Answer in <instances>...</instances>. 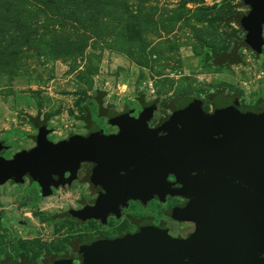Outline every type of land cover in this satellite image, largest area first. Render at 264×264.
<instances>
[{"label":"rangeland","instance_id":"obj_1","mask_svg":"<svg viewBox=\"0 0 264 264\" xmlns=\"http://www.w3.org/2000/svg\"><path fill=\"white\" fill-rule=\"evenodd\" d=\"M247 11L242 0H0V157L36 147V118L56 144L87 136L91 124L116 135L108 112L126 106L135 116L150 100L157 103L150 127L169 118L182 97L201 99L205 111L218 93L244 105L264 101V48L260 55L245 48L238 23ZM237 45L240 63H213ZM87 167L48 197L28 176L0 185V262L47 264L55 254L74 255L97 228L65 214L96 198ZM174 201L131 202L106 232L131 229L146 216L157 222ZM168 224L173 235L193 228Z\"/></svg>","mask_w":264,"mask_h":264},{"label":"water","instance_id":"obj_2","mask_svg":"<svg viewBox=\"0 0 264 264\" xmlns=\"http://www.w3.org/2000/svg\"><path fill=\"white\" fill-rule=\"evenodd\" d=\"M242 2L248 10L239 18L245 46L260 55L264 0ZM156 110V101L150 100L137 117L126 106L110 111L107 120L118 128L116 135H104L91 124L87 136L71 135L56 144L47 140L48 130L41 127L30 152L21 151L9 161L0 157V185L9 180L22 184L28 176L48 197L52 187L75 181L82 163H92L91 186L104 193L92 206L65 214L81 222L99 219L101 224L109 214L120 217L121 207L130 200L145 206L155 197L164 202L166 194L188 199L184 207L170 211L177 221L196 222L187 238H174L165 226L144 220L134 234L79 244L80 264H264V101L244 105L236 95L218 93L212 110L205 111L201 99L182 97L174 100L169 118L150 127ZM3 149L0 141V152ZM170 175L174 182L167 180ZM176 184L180 187L172 188ZM213 191L234 196L247 207L252 234L247 243L213 240ZM49 264L75 263L57 257Z\"/></svg>","mask_w":264,"mask_h":264},{"label":"flooded vegetation","instance_id":"obj_3","mask_svg":"<svg viewBox=\"0 0 264 264\" xmlns=\"http://www.w3.org/2000/svg\"><path fill=\"white\" fill-rule=\"evenodd\" d=\"M138 113H139V111L136 113V115L134 117H137ZM82 164H84V163H82ZM86 164L88 165L87 171H86V179L89 183L91 190L94 191L96 198L93 199L89 204L83 203L82 206H80L79 208L69 209V210H79V209L84 208L85 206H92L94 204L95 200L97 199V197L100 194L104 193V191L99 186L92 188L90 180H89V176H90V173L94 167V164H92V163H86ZM80 169H81V167H80ZM68 176H69V174L66 173L65 177H68ZM167 180L169 182H174L175 178L170 175ZM178 187H180L179 184H176L172 188H178ZM211 197L213 200V202H212L213 205L211 208V211H212L211 222H212V226H213V231H212L213 240L216 242H219V243H232V244H239V243L242 244L244 242L247 243L248 235L249 234L252 235L251 233H248V215L246 214L247 207H244L242 205V202L239 203L238 199L234 196H231V195L225 197L221 194H216L215 191H213V193L211 194ZM172 199H175V201L170 207H168L165 210V213L163 215V217H164L163 219H160L159 221L154 222L151 219V217H149V216L142 217L139 220H137V222L135 224L132 225L131 229H126L123 231L115 230V233H108V232H106V229L108 228L111 221H119L120 220L121 215H122V211L124 209H126L128 206L127 207H121L120 217H116L115 214H109L106 218L105 224H101V221L99 219H89V220H86L85 222H81L78 218L71 217L75 222L79 223L81 226H86L90 222H94V226H96L97 228H96V230L93 229L92 233H90L88 236H85L84 238H82L78 241V243L74 247V255L72 253H70L72 256L69 255L68 253H66L64 255L55 254L52 257L51 261L48 262L47 264L51 263L57 257H68V258H71L75 264H80L81 260H82L81 254L76 252V248L79 244L86 242L88 240H92V239H116V238H120L126 234H134V233L138 232L139 224L144 220H150L151 223L157 227L162 226V225L165 226L167 228L168 234L174 238H183V239L187 238L191 233L195 232L196 222H190L193 225V228L190 232H187L186 234H179L178 233L176 235L171 234L170 226L168 223H171V222L178 223V224L189 223L186 221H184V222L177 221V220L173 219L171 214H170V211L173 208L184 207L186 205V203L188 202V199L182 198L179 196H171L170 194H166L164 202L159 201L157 197H155L152 200L159 202L160 204L166 205ZM242 201H244V200H242ZM131 202L137 203L142 208H145L146 205L150 201L145 206H142L141 202H139V201H132V200L128 201V205ZM69 210H67V211H69ZM262 256H264V254H262ZM13 262H15V261H13ZM18 264H20V263H18Z\"/></svg>","mask_w":264,"mask_h":264},{"label":"trees","instance_id":"obj_4","mask_svg":"<svg viewBox=\"0 0 264 264\" xmlns=\"http://www.w3.org/2000/svg\"><path fill=\"white\" fill-rule=\"evenodd\" d=\"M241 15H243V14H241ZM238 23H239V20H238ZM244 47L246 48L245 43H244ZM241 48L242 47L239 46V45L231 46L224 54H221L220 56H218L217 60L215 62H213V63L215 65H220V66H223V65H226V64H237V63H240L241 62V58H240V55H239V50ZM31 123L36 128H39V129L41 127H44L42 123L38 122L37 118L33 119L31 121Z\"/></svg>","mask_w":264,"mask_h":264}]
</instances>
